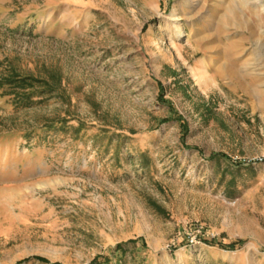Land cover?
<instances>
[{
  "label": "rangeland",
  "instance_id": "374dc122",
  "mask_svg": "<svg viewBox=\"0 0 264 264\" xmlns=\"http://www.w3.org/2000/svg\"><path fill=\"white\" fill-rule=\"evenodd\" d=\"M11 73L0 264H264V0H0Z\"/></svg>",
  "mask_w": 264,
  "mask_h": 264
},
{
  "label": "trees",
  "instance_id": "16d2710c",
  "mask_svg": "<svg viewBox=\"0 0 264 264\" xmlns=\"http://www.w3.org/2000/svg\"><path fill=\"white\" fill-rule=\"evenodd\" d=\"M37 85L40 86L41 93H36V91L33 90V86ZM2 86H8L9 88V95L12 96L11 103L13 107L16 110H21L23 108L30 107L34 104L33 98L35 97H40L44 94L52 96L54 94L53 87L46 81L44 80H39L35 79L31 76H26V77H21L17 73H11L9 76L5 77L4 79L0 80V87ZM40 94V95H39ZM167 108L169 110H172L171 105H167ZM177 118V117H176ZM62 119L61 121L58 122H63ZM179 121L180 125L183 127L184 123L181 121V119L177 118L175 119ZM165 120L160 121V123H164ZM206 243L212 244L213 241L209 239L204 240ZM239 242L236 243H231L228 246L222 245L220 242H216L215 244L221 248H224L226 250H232L235 246V244H238ZM127 244H135V241H130L126 244H119L115 247L113 253L114 254H124V246ZM35 260L41 262V263H47L46 260L41 259V258H36ZM98 258L93 260L91 264H97Z\"/></svg>",
  "mask_w": 264,
  "mask_h": 264
},
{
  "label": "built area",
  "instance_id": "2783aa9c",
  "mask_svg": "<svg viewBox=\"0 0 264 264\" xmlns=\"http://www.w3.org/2000/svg\"><path fill=\"white\" fill-rule=\"evenodd\" d=\"M257 163L264 165V159H257ZM195 238H196V236L192 237V239L190 240V243H194L195 242ZM205 239L206 238H204V240ZM209 240H210V238H209Z\"/></svg>",
  "mask_w": 264,
  "mask_h": 264
}]
</instances>
